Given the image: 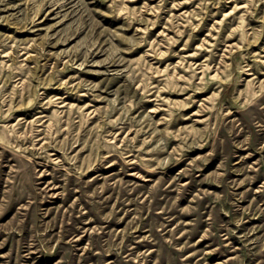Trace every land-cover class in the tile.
<instances>
[{"label":"rangeland","instance_id":"rangeland-1","mask_svg":"<svg viewBox=\"0 0 264 264\" xmlns=\"http://www.w3.org/2000/svg\"><path fill=\"white\" fill-rule=\"evenodd\" d=\"M0 264H264V0H0Z\"/></svg>","mask_w":264,"mask_h":264}]
</instances>
